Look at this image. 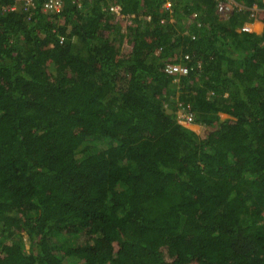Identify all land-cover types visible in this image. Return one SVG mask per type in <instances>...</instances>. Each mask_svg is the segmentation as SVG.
Segmentation results:
<instances>
[{"label": "trees", "instance_id": "1", "mask_svg": "<svg viewBox=\"0 0 264 264\" xmlns=\"http://www.w3.org/2000/svg\"><path fill=\"white\" fill-rule=\"evenodd\" d=\"M43 1L0 0V264H264L263 0Z\"/></svg>", "mask_w": 264, "mask_h": 264}, {"label": "built area", "instance_id": "2", "mask_svg": "<svg viewBox=\"0 0 264 264\" xmlns=\"http://www.w3.org/2000/svg\"><path fill=\"white\" fill-rule=\"evenodd\" d=\"M37 0H14V5L10 8L11 11L22 10L21 12L25 15L27 21L30 20L34 11L36 9ZM76 3L80 6V1L76 0ZM63 7V0H44L40 6L42 12L46 14H52L59 11ZM241 9L236 3L230 0L218 1L216 4V14L222 18H227L235 8ZM164 8L169 10L170 5L165 4ZM110 11H114V8L111 7ZM243 31H248L247 28H244ZM192 61V58L189 54H185L181 57L178 63L167 64L164 66L163 73L167 77H173L178 79L179 77L187 76L190 73L189 63ZM198 66L199 63H197ZM180 106L178 111L177 120L179 124H192L194 121V115L189 109H184Z\"/></svg>", "mask_w": 264, "mask_h": 264}, {"label": "crops", "instance_id": "3", "mask_svg": "<svg viewBox=\"0 0 264 264\" xmlns=\"http://www.w3.org/2000/svg\"><path fill=\"white\" fill-rule=\"evenodd\" d=\"M166 4H168V3H166ZM263 5H264V0H263ZM256 9H257L256 6H254L253 10H256ZM263 27H264V24L262 22H260L259 20H254L252 23H245L243 25V27L238 31H243L244 28H247L248 31H245V32L255 33L257 35H260L263 31ZM183 125L186 126V125H191V124H183Z\"/></svg>", "mask_w": 264, "mask_h": 264}, {"label": "rangeland", "instance_id": "4", "mask_svg": "<svg viewBox=\"0 0 264 264\" xmlns=\"http://www.w3.org/2000/svg\"><path fill=\"white\" fill-rule=\"evenodd\" d=\"M230 1H233V0H230ZM190 22V20H188V22L187 23H189ZM76 41V40H75ZM77 42V41H76ZM183 127L185 128V129H187L189 132H191V133H195V134H198L199 133V131H200V128H201V126L200 125H196V124H194V123H192L191 125H183ZM84 142L86 143V144H95V142H91L89 139H85L84 140ZM90 144V145H91ZM85 145V144H84Z\"/></svg>", "mask_w": 264, "mask_h": 264}, {"label": "clouds", "instance_id": "5", "mask_svg": "<svg viewBox=\"0 0 264 264\" xmlns=\"http://www.w3.org/2000/svg\"><path fill=\"white\" fill-rule=\"evenodd\" d=\"M80 1V3H81V0H79ZM181 59V58H180ZM178 63V62H177ZM173 64V63H172ZM181 125H183V124H181Z\"/></svg>", "mask_w": 264, "mask_h": 264}]
</instances>
